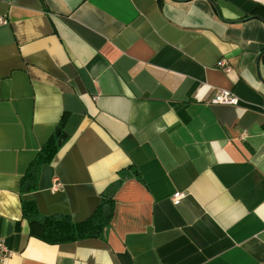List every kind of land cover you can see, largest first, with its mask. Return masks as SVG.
I'll use <instances>...</instances> for the list:
<instances>
[{"label": "crops", "instance_id": "obj_1", "mask_svg": "<svg viewBox=\"0 0 264 264\" xmlns=\"http://www.w3.org/2000/svg\"><path fill=\"white\" fill-rule=\"evenodd\" d=\"M0 17V264H264V0H0ZM223 89L238 103L211 102ZM120 177L104 237L31 233L24 201L81 222Z\"/></svg>", "mask_w": 264, "mask_h": 264}, {"label": "trees", "instance_id": "obj_2", "mask_svg": "<svg viewBox=\"0 0 264 264\" xmlns=\"http://www.w3.org/2000/svg\"><path fill=\"white\" fill-rule=\"evenodd\" d=\"M260 9L261 7H256L253 13H259ZM253 16L258 17L259 15ZM258 18L262 19L261 16ZM65 139L66 134L58 126L46 143H44L35 160L28 167L26 175L22 180V190L28 191L35 187L40 166L53 159ZM122 178L120 177L119 180L104 192L93 215L81 222H73L65 215L42 216L39 214L33 201H24L22 204L23 215L28 221L31 233H35L43 241L51 244L71 242L85 238L104 237L112 217L113 193L121 183ZM33 228H36L37 231Z\"/></svg>", "mask_w": 264, "mask_h": 264}, {"label": "built area", "instance_id": "obj_3", "mask_svg": "<svg viewBox=\"0 0 264 264\" xmlns=\"http://www.w3.org/2000/svg\"><path fill=\"white\" fill-rule=\"evenodd\" d=\"M6 23V20L2 17H0V24H4ZM219 66H221L223 69L228 70V67L225 65L224 61H220ZM211 102L213 103H220V104H237L238 103V99L235 96V94L227 89H223V90H218L216 91L212 98H211ZM54 187L57 188L58 185L54 184ZM184 192L181 191H175L172 194V202L176 205L178 204L181 199L184 197ZM12 255V251L7 247V245L5 244L4 240L0 237V260H5L6 258L10 257Z\"/></svg>", "mask_w": 264, "mask_h": 264}, {"label": "water", "instance_id": "obj_4", "mask_svg": "<svg viewBox=\"0 0 264 264\" xmlns=\"http://www.w3.org/2000/svg\"><path fill=\"white\" fill-rule=\"evenodd\" d=\"M259 17V16H258Z\"/></svg>", "mask_w": 264, "mask_h": 264}]
</instances>
